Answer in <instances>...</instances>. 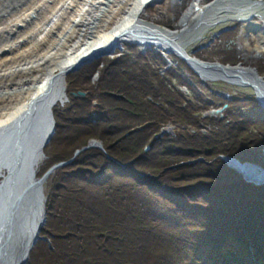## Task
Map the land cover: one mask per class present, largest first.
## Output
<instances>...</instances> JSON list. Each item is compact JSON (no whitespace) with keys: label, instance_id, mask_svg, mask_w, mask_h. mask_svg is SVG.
<instances>
[{"label":"trees","instance_id":"obj_1","mask_svg":"<svg viewBox=\"0 0 264 264\" xmlns=\"http://www.w3.org/2000/svg\"><path fill=\"white\" fill-rule=\"evenodd\" d=\"M129 47L117 58L73 67L69 77L76 81L66 90L72 104L53 109L55 132L39 172L73 161L54 170L47 190L41 235L50 242L39 241L22 264H264V184L248 181L222 159L264 169V108L241 94L216 101L210 85L188 82L186 64L179 62L165 72L188 87L194 101L188 99L171 91L160 64L149 61L162 56ZM209 96L216 107L229 104L223 118L175 120L174 112L184 116L198 103L206 108ZM169 122L180 130L174 137L164 134ZM93 140L104 150L83 151ZM200 157L201 170L181 166ZM192 221L197 229L189 232Z\"/></svg>","mask_w":264,"mask_h":264},{"label":"bare ground","instance_id":"obj_2","mask_svg":"<svg viewBox=\"0 0 264 264\" xmlns=\"http://www.w3.org/2000/svg\"><path fill=\"white\" fill-rule=\"evenodd\" d=\"M161 1L170 2V0H0V127L12 124L9 127L15 130L16 137H18L13 142L14 156L9 158L10 160H0V165L3 161L2 165L10 170L9 175L0 185V196L2 197L9 191L8 187L10 189L13 186L14 171L21 163L20 171L22 175H27L28 179L23 185L24 176L18 193L23 201L30 202L29 206L32 204V210L29 212L28 210L24 212L22 208L13 212L15 213L13 230L6 235L8 237L11 233V243L8 249L4 250L6 252L1 258V264L8 259L9 254L11 260L8 264H22L30 255L31 242L35 238L36 229L44 222L42 210L40 211L44 206L42 204L46 202L44 197H39L40 202L37 205L34 201L36 200L34 194L22 196L21 192L23 188L30 186L29 183H33L30 179L34 180L39 172L37 169L43 160L44 147L55 132V121L51 118L54 107L57 105L65 107L69 104V100L66 99L67 87L63 83V78H67V74L82 60L92 58L99 52H107L125 42L141 46L156 43L167 50H170V47L173 50L172 43H174L173 46L183 47L181 43L179 45L175 42H166L168 38L162 36L160 29L156 31L150 26L151 28L145 30V28L134 26L137 23L143 24L142 18L146 14V4ZM201 1L197 0L194 3L193 11L199 7ZM17 7L20 10L23 9L19 16L10 15V12ZM32 15H35L33 22L31 21ZM256 16L257 14L254 13L250 14V17L242 16L244 18L242 20L249 21ZM177 48L174 50L178 56L182 57L192 69L200 70L199 73L203 77L219 80L230 78L240 82L254 83L264 100V83L252 70L218 65L205 67L199 60H190L184 47L181 50ZM260 57H264V42H261L256 49L254 59L257 60ZM52 81L55 84L61 83L57 95L54 89L52 91L49 89ZM42 96L45 97L43 105L46 109L48 125L44 129V124L41 123L42 126L40 124L39 132L35 136L38 139L34 138L36 142L33 139L29 140L31 144H35L34 150L32 149L31 153V147H28L29 153L25 157L22 155L23 150L21 153V148L26 147L23 132L28 126L29 112L34 109L33 104ZM66 100L67 104H65ZM28 114L29 117L26 120L25 117ZM36 115L40 118L39 112H36ZM7 128L5 126L2 129ZM9 137H7L8 142H10ZM228 163L239 170L246 168L232 161ZM261 177H264V173ZM44 182L42 181L40 186H43ZM9 198L5 197V201ZM9 209H6L3 216L0 214V233L1 227L6 224ZM31 225L33 229L30 228ZM6 236L1 240L4 241ZM3 244L4 242L0 244V251Z\"/></svg>","mask_w":264,"mask_h":264},{"label":"rangeland","instance_id":"obj_3","mask_svg":"<svg viewBox=\"0 0 264 264\" xmlns=\"http://www.w3.org/2000/svg\"><path fill=\"white\" fill-rule=\"evenodd\" d=\"M22 1V0H19ZM184 2V6L182 8H179L177 11L176 9L183 5L182 3ZM197 0H170V2L166 1H161V2H153L151 4H146V14L142 18L143 24L139 25L134 24V26H138L139 28H145L149 29L151 26L153 30L159 31V29L162 31V36H166L168 40L166 42H175L180 45V43L183 45L185 50L188 52L190 56V60H199L202 65L205 67H208L207 65H218L222 67H227V68H235V67H244L246 69L252 70L255 75L264 83V57H260L259 59H254L256 55V49L258 46H260L261 42H264V0H200L199 7L193 11V5L196 3ZM218 3V4H217ZM149 5V6H148ZM192 8V9H191ZM7 9V8H6ZM23 9L20 10L19 7L16 9L12 10L10 12V15L12 16H19V13ZM178 12V13H177ZM194 12V13H193ZM193 13V14H192ZM257 14L256 17H253L252 20L249 21H244L242 19V16H247L250 17V14L253 15ZM243 14V15H242ZM35 15L31 16V21L33 22L35 20ZM148 23V24H147ZM238 25L237 29L232 31L234 27ZM146 24V25H145ZM32 26V24H30ZM149 25V26H148ZM155 25V26H154ZM184 26V27H183ZM150 27V28H151ZM165 33V34H163ZM176 33V34H173ZM172 43V49L170 47V50H167L165 48H162L160 45H157L156 43H149L146 46H141L137 45L136 43L132 42H125L122 45H118L117 47H114L110 49L107 52H103L101 55H104L105 59H111V58H117L121 55H125L129 53V46H137L138 50L142 53L149 51V52H154L159 54L160 56L163 57L162 60L155 61L149 59V61L153 64H160L161 72L160 74H165L166 77L170 80L168 83L169 88L171 91L178 90L182 92L188 99H192L194 101V97L192 93H190L188 87L183 85L184 83L179 80L178 78H174L172 76H169L165 71L167 69H172L176 70L180 68V65L178 64L179 62H184L186 64V69L187 72L183 69V72L181 70H177L178 72H182L184 76L187 78L188 82L192 81H201L205 84H208V94L213 95L216 97V94L218 95V98L216 101L222 102L221 98H224L222 95L226 94L228 97L227 100H230V98L237 96L238 94L245 95L248 97H253L258 104L264 108V100L261 97V93L258 90L257 87H255L254 83H246V82H240L236 81L230 78H225V80L222 79H209L203 77L199 73L200 70L192 69L190 65L185 62L182 57H179L177 52L174 50L178 46L174 45ZM182 46H179L177 49H182ZM135 48V47H134ZM133 48V49H134ZM237 49L241 55L237 52ZM114 50V51H111ZM135 50V49H134ZM118 52L120 54H118ZM147 53V52H146ZM151 53V54H154ZM236 53V54H235ZM199 56V58L197 57ZM99 57V56H98ZM100 57V58H102ZM175 57V58H174ZM237 61H236V59ZM97 58V56L93 58H89L87 61L84 62L82 65H86L87 63L92 62ZM175 59L177 61H175ZM226 59V61H225ZM229 59V60H228ZM242 60V61H241ZM235 61V62H234ZM184 64V65H185ZM81 66V65H80ZM105 65H102L98 68L96 71V74L93 75L91 78V85H95L96 87L98 86V80L100 78V70L104 68ZM211 68V67H210ZM263 68V69H262ZM79 69V68H78ZM190 69V72L188 70ZM77 70V69H76ZM72 71L67 77H69L72 73L76 72ZM192 70V71H191ZM214 70V69H213ZM212 71V70H211ZM58 72V71H57ZM201 72V71H200ZM60 74V73H59ZM68 79V80H67ZM74 77L71 79L69 78H63V83L67 87V91L69 88V85L71 84L72 80ZM70 80V82H69ZM163 81V79L161 78ZM217 80V81H216ZM54 81V80H53ZM50 83V90L54 89L56 95L58 94L60 90L61 83ZM73 81H76L74 79ZM213 91V92H212ZM84 94V96H88V92H74V94L79 97L81 96L80 94ZM73 94V93H72ZM220 94V95H219ZM210 97V96H209ZM68 100V98H66ZM151 99V98H150ZM216 99V98H215ZM45 100V97L42 96L40 100L36 99V103L33 104L34 109H31L32 111L29 112V114L25 117L27 120L28 117L30 118L28 121V126H26L24 130V136L26 140H24V143L26 145L25 149L24 147L21 148V153L23 150L22 155H25V157L28 155V147H31V153L33 152L32 149L34 148L35 144H31L29 140L35 141L34 138L38 132H39V127L40 124L43 123L44 129H46L48 125V119H47V113L46 109L43 105V102ZM67 100L66 103L67 104ZM212 98L208 100V104L206 105V108H204V104L198 103L200 105L196 106L193 110H188V114L185 113L184 116H182L179 112H174V118L175 120L183 123H189L188 118L191 117L189 115H196L201 118H208V117H221L223 118L225 110L228 109L229 104L225 103V105H219L216 107L212 103ZM263 101V102H262ZM40 102V103H39ZM72 104V103H71ZM70 105H67L66 107L63 108H69ZM95 105H97V102H94ZM43 105V106H42ZM185 106V105H184ZM166 108V106L164 105ZM184 108V107H183ZM201 108V109H200ZM36 112L40 113V118L37 117ZM51 113V112H50ZM163 114V113H162ZM51 118L53 119V116L51 114ZM173 122L174 119L172 120ZM173 122H169L167 127L164 130V133H168L169 135H172V137L175 136V134L180 131L179 128L174 125ZM12 124L5 125L8 128L7 129H2L3 127H0V160H7L14 156L15 154V148L13 145L14 139L18 138L15 135V130L10 129L12 127ZM15 125V124H14ZM13 125V126H14ZM42 126V124H41ZM43 130V129H42ZM184 130V128H182ZM204 134L206 135L207 131L203 130ZM194 133V132H191ZM13 135V136H12ZM10 136V137H9ZM7 137L10 138V142H8ZM14 137V138H13ZM30 138V139H29ZM13 141H12V140ZM21 139V137H20ZM36 142V141H35ZM50 142V141H49ZM5 143V144H4ZM12 144V145H11ZM96 144V145H94ZM9 145V146H8ZM33 145V147H32ZM93 145L94 147H91ZM7 148V149H6ZM103 149L104 146L100 141L93 140L90 142V144L83 149ZM150 147L146 149L149 150ZM30 150V149H29ZM34 150V149H33ZM5 151V152H4ZM82 151H78L76 153V156L79 155ZM11 155V156H10ZM3 157V158H2ZM19 159V158H18ZM48 159L46 154L43 152V160L40 162L37 171H40V166L45 163V161ZM10 160V159H9ZM73 160L69 162H65L63 164H70ZM205 159L203 157H200L196 160L187 162V164H182L183 165H193V166H198V170H201L204 166L203 162ZM4 162H1L0 165V185L2 181L9 175L10 170L6 168L5 165H2ZM241 163V162H240ZM62 164V163H60ZM54 165L52 166L49 170H47L45 173L40 174L38 172L34 178V180L30 179V181H33V183H29L30 186L23 188V192H21L22 196H26L28 194H34L35 196V203L39 201V197L46 200L47 197V190H52V181L54 177L56 176V171L52 172L54 169H59L63 166ZM229 164V163H228ZM244 164V163H242ZM230 165V164H229ZM240 165V164H239ZM11 166V164H10ZM231 166V165H230ZM242 166V165H241ZM9 167V166H8ZM21 163L16 166V169L14 171V182L13 186L8 187L7 190H9L7 193H5L3 196L5 197H10L8 201H5V197L1 199L2 197L0 196V214L3 216L4 212H6L7 208H10V213L9 216L6 219V224L1 227V233H0V244L4 242L1 253H0V264H1V258L4 257V254L9 247V244L11 243V233L7 237L8 233L13 230V225H14V211H19L21 208L24 210H32V204H30L29 201L22 200V197L19 196V190L20 187L22 186V182L25 176V182L23 185L26 184L28 179L27 175H22L20 171ZM42 167V166H41ZM177 166H174L172 169H175ZM233 167V166H231ZM235 168V167H234ZM57 169V170H58ZM237 169V168H235ZM237 171V170H236ZM245 176L248 178H255L258 181L264 180V177H261L262 174L264 173L263 169L253 167V166H246L242 170H240ZM18 172V173H17ZM50 175V176H49ZM49 177V178H48ZM47 179V180H46ZM46 180V183L43 184V186H40L42 181L44 182ZM163 183H166L164 180H162ZM39 189V190H38ZM36 190V191H34ZM13 191V192H12ZM128 190H124L123 194L124 197H128ZM14 193V195H13ZM49 193V192H48ZM8 194V195H7ZM155 195V194H154ZM156 196V195H155ZM158 197V196H156ZM13 198V199H12ZM3 201V202H2ZM23 201V202H22ZM10 202V203H9ZM9 203V204H8ZM169 203V202H167ZM18 204V205H17ZM25 204V205H24ZM5 205V206H4ZM24 205V206H23ZM44 205V206H43ZM169 206H172L170 203L168 204ZM42 217H44V222L42 225L36 229L35 233V238L31 242V249L36 246V244L39 241H45L50 242V240L46 237H43L41 235L42 229L45 227L47 223V211H46V202L42 204ZM37 207V206H36ZM39 207V206H38ZM18 209V210H17ZM3 220V219H2ZM194 222H191L190 226H187L189 232L195 231L197 228L196 226L193 225ZM193 225V226H192ZM31 229H33L32 225L30 226ZM6 236V239L2 241ZM2 239V240H1ZM167 245V244H165ZM4 248V249H3ZM159 249L163 250L165 253L167 252H172L173 254V248L171 247L170 249L167 248L166 246H161ZM8 254V253H7ZM31 258V256H30ZM10 254L8 255V259H5V262L3 264H8L10 262ZM30 262V261H29ZM28 262V263H29Z\"/></svg>","mask_w":264,"mask_h":264},{"label":"water","instance_id":"obj_4","mask_svg":"<svg viewBox=\"0 0 264 264\" xmlns=\"http://www.w3.org/2000/svg\"><path fill=\"white\" fill-rule=\"evenodd\" d=\"M111 51H114V50H111ZM115 52V51H114ZM103 53V52H102ZM101 53V54H102ZM100 53H97L95 56H97V58H100V57H102V56H104V55H101ZM95 56H93V57H95ZM99 56V57H98ZM92 57V58H93ZM90 58V57H89ZM89 58H86V59H84V60H82L80 63H79V65H76L74 68L76 69V68H78L80 65H82V64H84V62L85 61H87ZM75 69H73V70H75ZM81 96H83L84 94H80ZM15 135H16V132H15ZM49 142V141H48ZM91 147H94L93 145H91ZM224 160L227 162V161H232V162H235V163H237V164H240V165H242V166H248V165H250V166H253V167H257V168H259L258 166H255V165H253V164H249V163H245V164H242V163H240L237 159H234V158H224ZM63 165H66V164H60L59 166L61 167V166H63ZM261 169V168H260ZM236 170H238V169H236ZM239 172H241L240 170H239ZM245 178L248 180V181H250V182H253V183H256V184H258V185H261V184H264V180H262V181H258L257 179H255V178H248L247 176H245Z\"/></svg>","mask_w":264,"mask_h":264}]
</instances>
